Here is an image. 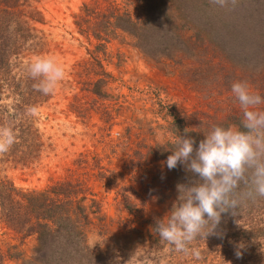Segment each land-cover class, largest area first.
I'll use <instances>...</instances> for the list:
<instances>
[{"label": "rangeland", "instance_id": "rangeland-1", "mask_svg": "<svg viewBox=\"0 0 264 264\" xmlns=\"http://www.w3.org/2000/svg\"><path fill=\"white\" fill-rule=\"evenodd\" d=\"M92 1L28 0L25 4L24 12H37L42 19L36 25L48 43L42 56L57 58L66 76L36 113L44 144L40 157L30 164L18 159V151L0 154V177L23 192L40 191L64 179H85L109 222L107 229L94 226L87 232L88 247L103 254L93 259L94 264H264V198L245 200L238 215L225 214L215 230L219 235L195 241L192 246L201 250L202 260L171 251L154 232L156 220L170 212V205L169 200L156 203L149 197L160 192L147 186L156 168L146 170V161L153 155L145 154L154 151L157 157L165 151L163 145L173 143L186 129L204 135L227 115L237 112L243 119V112L227 79L218 77L213 82L216 68L209 56L191 51L192 42L184 40L176 46L170 33L163 34L162 47L176 49L180 56L148 57L133 37L117 32L105 49L96 48L97 42L79 35L73 24L81 5ZM114 1L137 13L133 7L146 0ZM177 1L162 3L173 7ZM186 17L175 22L177 29L191 25L193 16ZM222 61L214 63L225 67ZM229 65L226 62V72ZM102 73L109 77L108 84L94 87ZM217 83L220 91L212 87ZM93 89L104 96L92 95ZM162 183H158L161 191ZM244 190L242 184L238 191ZM124 197L131 201L129 210ZM45 246H38L34 238L20 243L15 233L0 225V264H61L51 254L56 249ZM17 251L22 253L20 259L11 256Z\"/></svg>", "mask_w": 264, "mask_h": 264}, {"label": "trees", "instance_id": "trees-1", "mask_svg": "<svg viewBox=\"0 0 264 264\" xmlns=\"http://www.w3.org/2000/svg\"><path fill=\"white\" fill-rule=\"evenodd\" d=\"M27 1L0 0V127L13 129L16 142L11 149L20 153L18 159L21 162L32 164L44 148L36 113L48 103L52 93L44 95L35 90L33 84L37 81L31 79L26 70L34 57L48 52V43L36 27L42 23V19L37 12L31 15L24 12ZM137 3L140 6L133 7L137 13H132L125 6L120 8L114 0L83 3L78 13L73 15L74 27L79 35L93 38L98 44L96 48L100 46L105 49L109 40L120 32L133 37L144 55L160 58L180 56L176 49L169 48L170 51H167L162 47L163 39L161 41L160 38L170 33V39L176 46L186 40L192 42L189 46L191 51L197 50L209 56L210 65L216 68V77L212 75L213 82L218 77L221 80L226 78L231 91L233 82L245 81L253 92L264 97V0H238L234 8H220L211 5L209 0H178L173 7L164 5L162 0ZM189 15L193 16L189 23L191 25L177 29L179 25L176 26L175 22ZM162 18L165 24L161 22ZM216 59H223L225 67L219 62L214 63ZM226 62L228 65L231 63L227 72ZM100 76L93 82L94 87L108 84L109 77L105 73ZM212 87L220 86L217 83ZM89 92L99 99L104 96L96 89ZM6 101H10V105ZM29 108H35V114L30 115L27 111ZM259 108L264 111V104ZM238 115L237 112L227 115L220 126L227 128L231 124L243 130V119ZM187 135L196 140L194 147H198L200 140L205 138L200 132L191 131ZM171 145L173 143L163 145L165 151L157 157L154 151L145 154L148 158L153 155L151 161H146V170L151 172L156 168V174L147 186H153L160 192V195L150 194L149 197H153L156 203L169 200L170 211L179 195L177 185L193 179L183 165L172 170L163 163L159 165L160 161H166L172 154ZM161 181L163 191L158 185ZM124 205L125 209H130L129 198L124 197ZM225 214L221 215V222ZM0 225L15 233L20 243L34 238L38 246L55 248L56 251L51 254L58 261L54 262L94 264L93 259L97 260L103 254L98 255L96 248L88 247L87 232L94 226L107 229L109 222L85 179H64L40 191L23 192L15 189L3 176L0 177ZM11 256L20 259L22 253L17 251Z\"/></svg>", "mask_w": 264, "mask_h": 264}, {"label": "clouds", "instance_id": "clouds-1", "mask_svg": "<svg viewBox=\"0 0 264 264\" xmlns=\"http://www.w3.org/2000/svg\"><path fill=\"white\" fill-rule=\"evenodd\" d=\"M211 5L233 8L238 0H209ZM35 90L44 95L54 93L65 79L66 68L52 56L34 57L26 67ZM231 92L243 112L242 129L235 126L212 125L198 147L196 140L177 135L172 154L162 163L169 170L183 165L193 179L178 184V198L164 218L157 219L154 232L170 250L202 260L198 239L217 234L223 213L239 214L245 200L264 198V111L256 110L264 104V97L253 92L245 81H236ZM28 113L35 114V108ZM16 142L11 127H0V154L7 153ZM243 192L238 191L241 185ZM237 257L241 256L239 251Z\"/></svg>", "mask_w": 264, "mask_h": 264}]
</instances>
